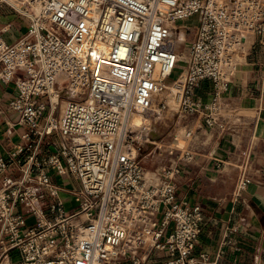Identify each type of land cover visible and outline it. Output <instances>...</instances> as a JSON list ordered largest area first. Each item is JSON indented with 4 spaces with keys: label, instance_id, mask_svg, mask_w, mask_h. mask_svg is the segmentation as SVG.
Here are the masks:
<instances>
[{
    "label": "built area",
    "instance_id": "obj_1",
    "mask_svg": "<svg viewBox=\"0 0 264 264\" xmlns=\"http://www.w3.org/2000/svg\"><path fill=\"white\" fill-rule=\"evenodd\" d=\"M4 6L27 30L14 42L0 31V82L16 85L0 114L17 116L8 133L17 124L26 131L10 151L0 139V264H220L196 255L205 215L176 199L180 167L165 166L154 179L137 152L164 157L180 144L168 151L133 115L146 120L162 107L218 125L237 71L264 47V0H0ZM194 15V25L183 24ZM180 30L193 37L167 83L181 61L173 41ZM205 82L211 91L203 102L194 95ZM259 113L237 165L234 201L252 182ZM51 134L63 142L45 153ZM52 172L70 174L79 187L55 184ZM43 195L55 198L46 204ZM146 244L161 256H144Z\"/></svg>",
    "mask_w": 264,
    "mask_h": 264
},
{
    "label": "crops",
    "instance_id": "obj_2",
    "mask_svg": "<svg viewBox=\"0 0 264 264\" xmlns=\"http://www.w3.org/2000/svg\"><path fill=\"white\" fill-rule=\"evenodd\" d=\"M26 30L27 24L17 13L8 6L0 9V31L7 41H16ZM181 65L176 70L179 71ZM210 91L209 83H202L194 97L206 102ZM15 94V83L0 82L1 106H7ZM256 109H260V113L253 151L252 182L242 197L234 201L232 191L238 175L237 165L250 138V123ZM7 121H17V116L13 113L9 116L0 114V139L4 150L10 151L22 142L21 135L26 127L17 124L15 130L8 133ZM166 131V141L163 143L167 145V150L171 142H176L178 138L185 141L180 145L181 150L162 157L153 149L150 161L143 159V165L154 179L162 178L165 166L180 167V172L174 178L176 199L200 205L205 215L196 255L206 252L220 264H264V47L257 45L253 48L248 61L237 71L226 93L218 125H207L202 116L195 113L173 112ZM188 131H191L190 136L186 135ZM155 136L161 137L160 134ZM62 142L60 135H48L43 151L55 152ZM185 152H190L191 156L187 157ZM70 176L60 177L51 173L55 184L62 183L68 189L78 188L77 181V186H67ZM58 194L67 209L77 206L69 193L60 190ZM43 196L46 204L55 198V195ZM34 220L32 215L28 216L29 224H33ZM227 228H230L228 235ZM224 239L226 241L223 244ZM142 252L151 260L161 256L152 250L150 244H146Z\"/></svg>",
    "mask_w": 264,
    "mask_h": 264
},
{
    "label": "rangeland",
    "instance_id": "obj_3",
    "mask_svg": "<svg viewBox=\"0 0 264 264\" xmlns=\"http://www.w3.org/2000/svg\"><path fill=\"white\" fill-rule=\"evenodd\" d=\"M196 17L194 18H188L185 21V25H194V22L196 21ZM183 33V35H182ZM193 37V32H189L186 37H184V31L180 30L177 32V34L175 35L174 40H179L178 42V47L181 53V61L179 63V65L181 63H183L182 60H184V58L187 56L188 54V50H189V42L191 41ZM182 39V40H180ZM178 70H175L174 73L172 74V76L170 77V80L167 81V83H169L171 80L174 79V77L177 75ZM42 100H45L47 102V100L44 98ZM59 113V111H57V114ZM173 114V111H168L163 109L162 107L159 109V111H153L151 112V114L147 117L146 120H144L143 123H145L148 127V129L146 130V134L150 135V138L155 136V135H159L160 134V138L158 139L159 141L162 140V142H165L166 140H164V138H166L167 136V126H168V119L169 117H171V115ZM162 134V135H161ZM185 141H180V145L184 144ZM154 146V144L149 143V148L152 149ZM138 150V149H137ZM140 155V159L141 162L143 164V159H147L148 161H150L152 154H149L145 157L146 151H142V150H138L137 151ZM69 175V174H67ZM149 175H153L152 173H149ZM67 186L70 187H75L77 186V182L76 180H74L71 176L69 177V181L67 183Z\"/></svg>",
    "mask_w": 264,
    "mask_h": 264
},
{
    "label": "bare ground",
    "instance_id": "obj_4",
    "mask_svg": "<svg viewBox=\"0 0 264 264\" xmlns=\"http://www.w3.org/2000/svg\"><path fill=\"white\" fill-rule=\"evenodd\" d=\"M195 17V16H194ZM182 35H183V33H182ZM174 42H177L176 40H173ZM144 120H145V116L143 115V114H140V113H135L134 115H133V121L134 122H136V123H140V124H142L143 122H144ZM180 141H182V139L181 138H178L177 140H176V143H180Z\"/></svg>",
    "mask_w": 264,
    "mask_h": 264
}]
</instances>
